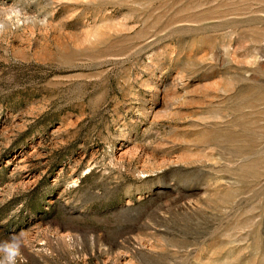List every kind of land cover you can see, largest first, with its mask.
<instances>
[{
    "label": "rangeland",
    "instance_id": "obj_1",
    "mask_svg": "<svg viewBox=\"0 0 264 264\" xmlns=\"http://www.w3.org/2000/svg\"><path fill=\"white\" fill-rule=\"evenodd\" d=\"M12 243L16 264H264V0H0Z\"/></svg>",
    "mask_w": 264,
    "mask_h": 264
},
{
    "label": "clouds",
    "instance_id": "obj_2",
    "mask_svg": "<svg viewBox=\"0 0 264 264\" xmlns=\"http://www.w3.org/2000/svg\"><path fill=\"white\" fill-rule=\"evenodd\" d=\"M0 251L5 253V259L0 264H16V257L19 255V244L12 243L0 247Z\"/></svg>",
    "mask_w": 264,
    "mask_h": 264
}]
</instances>
